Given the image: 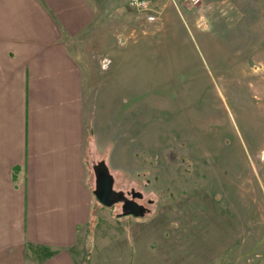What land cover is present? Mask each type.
I'll use <instances>...</instances> for the list:
<instances>
[{
	"label": "rangeland",
	"instance_id": "1",
	"mask_svg": "<svg viewBox=\"0 0 264 264\" xmlns=\"http://www.w3.org/2000/svg\"><path fill=\"white\" fill-rule=\"evenodd\" d=\"M94 7L73 38L84 159L117 196L94 195L77 263L264 264V0Z\"/></svg>",
	"mask_w": 264,
	"mask_h": 264
},
{
	"label": "crops",
	"instance_id": "2",
	"mask_svg": "<svg viewBox=\"0 0 264 264\" xmlns=\"http://www.w3.org/2000/svg\"><path fill=\"white\" fill-rule=\"evenodd\" d=\"M101 1L0 0V264H78L94 191L73 38Z\"/></svg>",
	"mask_w": 264,
	"mask_h": 264
},
{
	"label": "built area",
	"instance_id": "3",
	"mask_svg": "<svg viewBox=\"0 0 264 264\" xmlns=\"http://www.w3.org/2000/svg\"><path fill=\"white\" fill-rule=\"evenodd\" d=\"M128 7L139 14L146 16L147 22L155 23L158 20V10L152 5L153 0H125ZM171 2L174 7L178 4H185L190 7H201L208 0H167Z\"/></svg>",
	"mask_w": 264,
	"mask_h": 264
},
{
	"label": "water",
	"instance_id": "4",
	"mask_svg": "<svg viewBox=\"0 0 264 264\" xmlns=\"http://www.w3.org/2000/svg\"><path fill=\"white\" fill-rule=\"evenodd\" d=\"M97 200L106 207H111L114 203V197L117 195L112 191V182L109 176L103 175L97 180V188L94 192ZM113 198V199H112ZM126 209L133 215H137L138 207L135 204H127Z\"/></svg>",
	"mask_w": 264,
	"mask_h": 264
},
{
	"label": "trees",
	"instance_id": "5",
	"mask_svg": "<svg viewBox=\"0 0 264 264\" xmlns=\"http://www.w3.org/2000/svg\"><path fill=\"white\" fill-rule=\"evenodd\" d=\"M51 255V252H47V256Z\"/></svg>",
	"mask_w": 264,
	"mask_h": 264
}]
</instances>
